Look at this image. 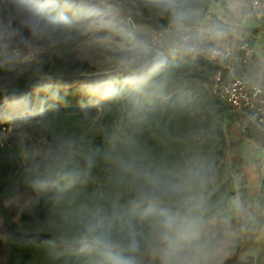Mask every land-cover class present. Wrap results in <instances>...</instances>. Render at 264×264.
Listing matches in <instances>:
<instances>
[{"label": "trees", "instance_id": "obj_1", "mask_svg": "<svg viewBox=\"0 0 264 264\" xmlns=\"http://www.w3.org/2000/svg\"><path fill=\"white\" fill-rule=\"evenodd\" d=\"M210 1L176 0L187 25L199 24ZM110 2L103 9L123 12L134 28L155 25L162 13L170 18L162 26L172 19L169 0ZM145 2L163 4V12L144 13ZM6 11L22 12L56 33L69 31L79 14L77 5L60 0H0V20ZM155 48L133 70L105 72L67 49L35 52L27 61L0 53V70L9 72L0 84L5 264H104L94 243L99 230L88 231L100 222L122 248L135 240L137 251L124 254L145 264L159 211H182L165 201L144 217L147 205L140 197L153 188L149 176L160 178L156 190L163 191L192 163L201 127L194 116L223 99L208 89L215 62L183 49ZM210 127L211 136L198 148L208 162L222 152L219 129ZM22 189L38 198L18 211L17 221V207L7 200ZM226 189V182L218 185L197 212L224 207ZM86 240L93 243L89 249Z\"/></svg>", "mask_w": 264, "mask_h": 264}, {"label": "rangeland", "instance_id": "obj_2", "mask_svg": "<svg viewBox=\"0 0 264 264\" xmlns=\"http://www.w3.org/2000/svg\"><path fill=\"white\" fill-rule=\"evenodd\" d=\"M60 1L79 8L69 31L56 33L45 26V33L33 35L21 23L22 19L31 17L22 12L6 11L5 17L0 20L3 27L0 29V53L18 54L22 56V61H27L35 52L67 49L77 58L87 61L97 72L116 68L133 70L145 60L149 49L154 46L159 49L155 32L162 30L164 33L172 25V19L168 25H161L163 20L170 19L162 13L163 20H154L155 25L138 23L134 28L123 12L103 9L113 5L110 0ZM163 6L161 3L145 2L142 10L153 14L163 12ZM9 20L12 27L14 24L15 32L10 30ZM3 23L6 24L3 26ZM186 27L190 29L187 24ZM234 59L235 67L227 75L241 73L261 84L263 80L253 79L252 73L238 64V51ZM7 73L0 70V84L5 82ZM260 77L264 78V74ZM208 89L212 91L209 86ZM207 109L194 116L201 127L195 136L197 148L193 161L204 162L206 166V182L199 191L204 200L218 185L226 182V203L216 211L196 212L200 218L198 235L183 246L181 258L188 264H264V136L243 111L232 108L224 100ZM211 125L219 129L217 135L222 152L208 162L198 148L211 136ZM37 198L38 193L26 189L10 197L7 203L17 207L14 219L18 221V211L31 207ZM7 231L0 217V264H5ZM160 236L159 225L153 230L149 242L152 252L142 255L145 264H160L164 246ZM92 244L90 240L83 242L87 249Z\"/></svg>", "mask_w": 264, "mask_h": 264}, {"label": "clouds", "instance_id": "obj_3", "mask_svg": "<svg viewBox=\"0 0 264 264\" xmlns=\"http://www.w3.org/2000/svg\"><path fill=\"white\" fill-rule=\"evenodd\" d=\"M169 7L172 11V27L177 33L187 30L185 16L180 10L176 0H169ZM24 27H27L33 35H42L47 31L38 20L25 18L21 20ZM183 49L184 51L196 50L195 44L189 37L182 36L176 42L173 50ZM205 163L193 161L189 164L174 181L169 182L163 191H157L156 187L162 183L159 177L149 176L148 181L153 188L143 193L140 199L147 205L142 216L147 217L157 211V206L165 201L175 202L178 209L182 211H167L161 209L159 215L163 247L160 253V264H188L181 258L183 246L198 235L200 218L196 215L197 210L203 203L202 193L199 191L206 182ZM108 225L100 222L89 227L90 233L97 232L94 243L104 258V264H136L132 255H125V251L134 253L138 244L132 240L127 249L121 247L118 242L113 241L107 234Z\"/></svg>", "mask_w": 264, "mask_h": 264}, {"label": "crops", "instance_id": "obj_4", "mask_svg": "<svg viewBox=\"0 0 264 264\" xmlns=\"http://www.w3.org/2000/svg\"><path fill=\"white\" fill-rule=\"evenodd\" d=\"M211 0L202 20L197 25H188L199 50L235 40L246 45L238 51V64L252 73L255 80H263L264 74V18L259 20L250 9L248 0ZM174 31V32H173ZM172 27L164 32V43H175L177 32ZM245 59V61H243ZM242 63V64H241ZM245 64V65H243ZM245 66V67H244Z\"/></svg>", "mask_w": 264, "mask_h": 264}, {"label": "built area", "instance_id": "obj_5", "mask_svg": "<svg viewBox=\"0 0 264 264\" xmlns=\"http://www.w3.org/2000/svg\"><path fill=\"white\" fill-rule=\"evenodd\" d=\"M248 1L254 16L259 20L263 19L264 0ZM9 23L10 20L7 24L10 26V30H13L12 25ZM5 24L6 23H3V26ZM0 27L3 29L1 23ZM4 28L6 29V27ZM163 36L164 33L162 30H157L154 34L155 42L160 46L158 50L171 51L176 47V42L180 37L186 36L195 44L196 50L190 52L198 53L205 59L215 62L217 67L211 77L210 83L212 91L219 95V97L226 101L232 108L243 111L251 123L258 128L264 136V85L241 73L227 75V73L232 71L235 67L234 57L236 52L246 50V45L244 43H238L230 39L225 43L201 51L198 49L196 40L187 30L177 34L174 44H165ZM243 61H245V59Z\"/></svg>", "mask_w": 264, "mask_h": 264}]
</instances>
